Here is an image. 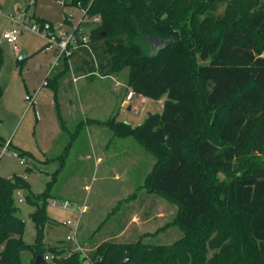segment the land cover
<instances>
[{
	"label": "trees",
	"instance_id": "16d2710c",
	"mask_svg": "<svg viewBox=\"0 0 264 264\" xmlns=\"http://www.w3.org/2000/svg\"><path fill=\"white\" fill-rule=\"evenodd\" d=\"M221 4L223 13L212 17ZM63 5L80 8L83 16L73 29L79 54H60L43 81L52 91L61 134L68 129L59 88L71 70L76 78L92 80L127 68V91L155 101L165 95L162 112L149 113L135 127L114 116L101 124L118 138H133L151 155L143 187L177 206L167 224L180 228L182 236L158 247L141 239L104 240L84 256H61V250L45 246L48 199L76 129L63 152L51 158L62 162L44 191L33 201L25 197L34 206L33 244L23 241L24 221L13 202L16 190L30 187L21 176H0V264H22L23 251L31 254L30 264L46 254L52 259L40 264H264V0H64ZM94 17L99 20L82 42L79 30ZM2 63L0 50V68ZM4 144L0 137V150ZM13 149L21 158L30 155ZM205 242L217 250L208 259Z\"/></svg>",
	"mask_w": 264,
	"mask_h": 264
},
{
	"label": "rangeland",
	"instance_id": "374dc122",
	"mask_svg": "<svg viewBox=\"0 0 264 264\" xmlns=\"http://www.w3.org/2000/svg\"><path fill=\"white\" fill-rule=\"evenodd\" d=\"M63 1L0 0V50L3 56L0 137L4 142H11V146L0 155V176H21L30 187V191L19 190V194L17 191L13 194L14 205L18 208L16 215L24 221L23 241L33 244L35 239V227L29 217L34 206L25 197L29 196L33 201V195L44 191L62 162L51 158L63 152L70 141L69 134L78 129L64 168L55 177L51 191L53 198L48 199L46 213L49 221L43 231L45 246L61 250V256L73 252L84 256L104 238L118 243L141 239L144 244L154 247L171 244L182 236L180 228L167 224L174 218L177 206L143 187L153 158L133 138H118L101 124L115 116L116 121L137 126L149 113L162 112L166 96L149 102L134 95L127 101V68L116 75L124 84H118L115 79L79 77L74 80L70 76L59 88L61 115L68 129V133L61 134L52 91L43 86L45 72L52 69L59 50L54 45L48 46L44 36L29 30L22 31L15 43L16 48L2 38L5 30L15 26L10 16L17 15V12L26 18L42 19L54 25L67 17L68 23H64L63 31L65 35L71 34L81 21L82 10L72 5L64 6ZM223 9L224 5H219L211 16L221 15ZM97 22L94 18L88 19V25L79 30V40L85 42L89 29ZM156 43L151 42V50ZM80 48L69 49L68 53L78 55ZM20 56L22 60L19 61ZM27 96H31V104L26 100ZM119 99L121 104L125 101L124 109L128 106V110L117 112L116 107L115 112L110 111L111 105H119ZM100 105H107V108L98 110ZM14 146L30 155L17 156ZM97 156L104 159L102 163L96 162ZM19 197L23 199L21 202L17 200ZM64 200L74 205L84 204L86 208L80 218L76 244L66 240L70 229L63 223L73 219L76 213L61 207ZM216 251L208 242L204 243L206 259ZM21 258L22 264H30L29 251H23ZM84 264L89 263L85 261Z\"/></svg>",
	"mask_w": 264,
	"mask_h": 264
},
{
	"label": "built area",
	"instance_id": "2783aa9c",
	"mask_svg": "<svg viewBox=\"0 0 264 264\" xmlns=\"http://www.w3.org/2000/svg\"><path fill=\"white\" fill-rule=\"evenodd\" d=\"M98 17H94V21H98ZM10 21L14 23V27L7 29L3 32L2 38L9 44H12L14 48H16V41L18 40L19 36L21 35L23 30H29L31 32L41 34L46 39L47 45H54L57 50H59V54H69L68 46L71 45L70 50L75 49L76 42L73 35V31L69 35H65L64 29V21H62L59 24H52L50 22H43L40 23L36 21L34 18H26L24 14L17 12V15H11ZM60 39L57 41V39ZM75 80V79H74ZM134 96V93L132 91H128L125 99L127 101H130L132 97ZM26 100L29 104H31V96H27ZM8 143L5 142L4 146L0 150V155L7 150ZM20 163H23V160L19 161ZM16 194H19V190H16ZM18 202H21L23 199L19 197ZM61 207L63 209H71L73 212L76 213V216L73 219L66 220L63 225L68 227L70 229V233L66 236V240L77 243L76 237L79 227V222L81 216L85 212V205H74L68 200H64L61 202ZM43 259L45 261H50L52 259V256L49 254H46L43 256Z\"/></svg>",
	"mask_w": 264,
	"mask_h": 264
},
{
	"label": "crops",
	"instance_id": "0c3cea01",
	"mask_svg": "<svg viewBox=\"0 0 264 264\" xmlns=\"http://www.w3.org/2000/svg\"><path fill=\"white\" fill-rule=\"evenodd\" d=\"M82 16H83V11H82ZM81 20H82V17H81ZM66 23H68V20H67V22ZM77 26V25H76ZM75 26V27H76ZM73 29V28H72ZM23 54V53H22ZM23 58H26V55L25 54H23ZM78 61V58L77 59H73L71 62V68L74 66V64L76 63ZM55 62V61H54ZM55 63H53V65H54ZM74 67H76V66H74ZM49 72L50 71H47V72H45V77L49 74ZM70 76H71V78L72 79H80V78H76V75L74 74V72L71 70V74H70ZM97 78H99V79H115L116 80V82L118 83V84H120V83H122V84H124L123 82V80H121L119 77H117V76H108V77H97ZM45 79V78H44ZM44 81V80H43ZM46 87V86H45ZM134 95H136V96H138L140 99H142L141 101H144V99H146V101H151L150 99H147V98H145V97H142V96H140V95H137V94H134ZM52 103H53V100H52ZM118 106H117V104L115 105V104H113V105H111L110 106V111H112L113 110V112H115L116 111V107H117V112H121V111H127L128 110V106L126 107V110L124 109V104H125V101H123V103L121 104V99H119V102H118ZM99 109L98 110H101L102 108H107V105H103V106H99L98 107ZM106 110H108V109H106ZM115 117V116H114ZM115 120H116V117H115ZM132 127H135V126H132ZM114 135V134H113ZM1 138H3V137H1ZM8 143H10L11 144V142H8ZM105 148L106 149H108V146H105ZM103 158H101V157H99V156H97L96 157V162L97 163H102L103 162ZM137 223V222H136ZM137 225V224H136ZM105 240H107L106 238H104ZM31 255V254H30ZM30 260H31V258H30ZM30 260H29V262H30Z\"/></svg>",
	"mask_w": 264,
	"mask_h": 264
},
{
	"label": "water",
	"instance_id": "95a60500",
	"mask_svg": "<svg viewBox=\"0 0 264 264\" xmlns=\"http://www.w3.org/2000/svg\"><path fill=\"white\" fill-rule=\"evenodd\" d=\"M160 43H162V41H159ZM21 55H23V54H21ZM20 60H22V57L20 56L19 57V61ZM43 256L42 255H38V256H36V258H35V264H40L41 262H43Z\"/></svg>",
	"mask_w": 264,
	"mask_h": 264
}]
</instances>
